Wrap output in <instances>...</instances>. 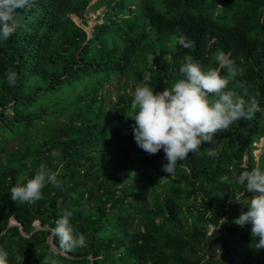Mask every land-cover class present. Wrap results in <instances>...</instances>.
Returning <instances> with one entry per match:
<instances>
[{"label": "trees", "instance_id": "obj_1", "mask_svg": "<svg viewBox=\"0 0 264 264\" xmlns=\"http://www.w3.org/2000/svg\"><path fill=\"white\" fill-rule=\"evenodd\" d=\"M90 1L33 0L17 10L14 34L0 41V250L8 264H42L45 256L57 264H264V250L251 247V225L233 223L253 193L245 191L239 204L243 186L220 182L264 169V113L234 122L171 175L161 170L163 150L150 156L137 147L129 118L132 92L146 73L153 90L162 91L180 78L185 55L207 70L219 67L218 50L243 69L237 79L264 108V0ZM97 9L101 21L87 33V14ZM177 29L194 48L177 43ZM147 53L154 65L138 66ZM9 69L18 75L14 87L5 79ZM115 80L129 91L118 105L101 94ZM41 164L61 187L46 183L32 205L13 202L11 187ZM154 184L161 193H150ZM65 210L86 237L67 255L58 253L51 232ZM130 213L138 217L132 231Z\"/></svg>", "mask_w": 264, "mask_h": 264}, {"label": "clouds", "instance_id": "obj_2", "mask_svg": "<svg viewBox=\"0 0 264 264\" xmlns=\"http://www.w3.org/2000/svg\"><path fill=\"white\" fill-rule=\"evenodd\" d=\"M32 4L33 0H0V41L8 40L18 28L17 10L30 9ZM176 31L180 46L194 48V41L188 40L179 29ZM215 59L219 67L205 70L199 61L185 55L179 68L180 78L170 88L154 91L150 86V74L146 73L132 92L129 118L135 121L132 126L134 141L150 156L163 150L166 163L161 165V170L167 175L173 174L178 163L189 153H197L202 144H215V137L227 131L234 122L251 120L257 111L264 113L255 96L249 94L247 81L237 79L243 75V69L223 51L218 50ZM221 70L226 74L221 75ZM5 79L14 87L18 75L9 69ZM231 81L234 86L229 88ZM206 153L213 158L218 155L215 148L206 149ZM51 155L59 157L61 153L53 150ZM24 180L21 177L20 182L11 187L13 202L35 204L42 198L41 190L46 183L50 182L54 187L62 184L45 164H41L26 183ZM220 182L243 186V193L234 199L237 203L241 196L245 197V191L253 193L251 198L243 200L247 211L242 210L233 223L240 227L251 225V247L256 251L264 250V169L257 165L239 174L234 172L231 179L222 176ZM72 215V211L65 210L51 229L52 236L59 241L57 251L60 254L67 255L86 245V237L70 222ZM221 221L225 223V220ZM7 256L6 251L0 250V264H8ZM42 264H57V261L45 256Z\"/></svg>", "mask_w": 264, "mask_h": 264}, {"label": "rangeland", "instance_id": "obj_3", "mask_svg": "<svg viewBox=\"0 0 264 264\" xmlns=\"http://www.w3.org/2000/svg\"><path fill=\"white\" fill-rule=\"evenodd\" d=\"M102 0H91L90 1V5L94 4V3H98ZM100 15V10L97 9L95 12L93 13H90V14H87V17H88V25L87 27L85 28V31L87 33L90 32V28L96 23V22H100L101 20L97 18V16ZM73 21L79 25V21L76 19V18H72ZM138 62V63H137ZM136 62V64H138V66H142L143 68H149L151 66L154 65L153 63V60H152V55H150L149 53H147L146 55H144L143 58L139 59L138 61ZM143 64L145 66H143ZM120 82L118 81H114L112 82L111 84H108L104 89H103V92L101 93L102 94V97L106 98L108 100V102H111L113 105H118V98L119 96H123L124 94H126L128 91V88L127 89H124L123 87L120 86L119 84ZM120 108L118 106H116V109H113L112 110V119H113V125L114 126H118V122H119V115H120ZM36 136V134H34V137ZM256 146H259V144H255ZM254 154L257 153V151H254L253 152ZM156 180H160L159 177L156 178ZM162 180V179H161ZM164 181H161V183H163ZM153 190L156 192V193H161V191L159 190V187L157 185H153V188L150 190V193L153 194ZM137 214L136 213H130L129 215V221H128V228H129V231H132L134 229H136L137 227ZM11 224H13L11 222ZM34 228L35 229H38L36 227V225H34ZM258 240V238H257ZM216 247V254H219V250H217V246ZM253 250V249H252ZM252 250H249V253L252 252ZM196 252L198 251V249L195 250ZM240 255V258L242 256V252L239 253ZM259 257L262 258V255L261 253H258ZM191 257H194L193 255H190ZM252 257V256H251ZM239 257H234V263L236 262V260H238ZM251 259V260H250ZM248 261L249 263L248 264H262V260L261 261H258V260H254L252 258H250ZM240 260V259H239Z\"/></svg>", "mask_w": 264, "mask_h": 264}]
</instances>
